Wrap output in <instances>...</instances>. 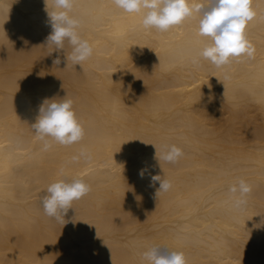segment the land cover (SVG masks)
<instances>
[{
  "label": "bare ground",
  "instance_id": "1",
  "mask_svg": "<svg viewBox=\"0 0 264 264\" xmlns=\"http://www.w3.org/2000/svg\"><path fill=\"white\" fill-rule=\"evenodd\" d=\"M253 7L254 57L216 68L191 62L206 42L195 18L162 33L112 0H76L93 54L73 65L67 42L47 46L45 0H0V264H147L152 245L188 264H264V0ZM66 95L84 139L44 151L31 125ZM154 145L184 155L159 163ZM83 149L92 159L73 162ZM61 168L92 188L64 225L41 201ZM152 175L171 189L157 196ZM241 178L252 191L237 211L228 189Z\"/></svg>",
  "mask_w": 264,
  "mask_h": 264
},
{
  "label": "clouds",
  "instance_id": "2",
  "mask_svg": "<svg viewBox=\"0 0 264 264\" xmlns=\"http://www.w3.org/2000/svg\"><path fill=\"white\" fill-rule=\"evenodd\" d=\"M75 3L76 0H45L52 29L47 46L64 50L67 42L71 46V52L66 54L67 63L82 65L92 56L93 46L79 32L81 20L73 14ZM112 3L127 14L138 15L144 29L162 33L195 18L196 34L206 41L191 57L195 65L207 60L216 68H223L233 59H251L255 55V47L247 37L248 25L257 15L253 0H112ZM54 63L60 64V58L57 57ZM31 127L36 138L43 142L44 151L52 148L53 142L70 146L81 142L85 136V129L74 110V101L67 95L62 99L45 98ZM155 148L159 163L175 164L184 155L176 145ZM91 159L86 149L71 157L73 162H89ZM146 171L141 169V178ZM58 175L60 178L47 186L41 201L45 214L64 225L67 223L65 215L73 202L88 195L92 188L82 178H66L63 168ZM150 179L152 184L159 181L157 196L172 187L171 181L160 175H152ZM251 191L252 186L242 178L232 184L228 189L232 207L237 211L246 208ZM142 255L147 264H188L183 251L169 249L166 245H152Z\"/></svg>",
  "mask_w": 264,
  "mask_h": 264
}]
</instances>
